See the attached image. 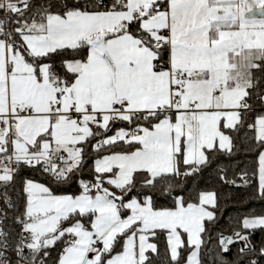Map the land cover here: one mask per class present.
Instances as JSON below:
<instances>
[{
	"label": "snow or ice",
	"instance_id": "obj_1",
	"mask_svg": "<svg viewBox=\"0 0 264 264\" xmlns=\"http://www.w3.org/2000/svg\"><path fill=\"white\" fill-rule=\"evenodd\" d=\"M0 264H264V0H0Z\"/></svg>",
	"mask_w": 264,
	"mask_h": 264
}]
</instances>
